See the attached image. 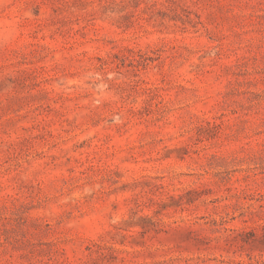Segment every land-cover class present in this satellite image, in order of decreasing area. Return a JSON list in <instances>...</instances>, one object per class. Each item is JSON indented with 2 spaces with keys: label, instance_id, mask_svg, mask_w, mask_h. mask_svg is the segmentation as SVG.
I'll use <instances>...</instances> for the list:
<instances>
[{
  "label": "rangeland",
  "instance_id": "obj_1",
  "mask_svg": "<svg viewBox=\"0 0 264 264\" xmlns=\"http://www.w3.org/2000/svg\"><path fill=\"white\" fill-rule=\"evenodd\" d=\"M0 264H264V0H0Z\"/></svg>",
  "mask_w": 264,
  "mask_h": 264
}]
</instances>
